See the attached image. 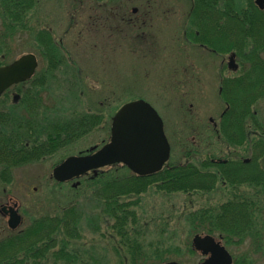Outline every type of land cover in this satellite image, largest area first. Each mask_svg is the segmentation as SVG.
I'll return each instance as SVG.
<instances>
[{
    "label": "rangeland",
    "instance_id": "374dc122",
    "mask_svg": "<svg viewBox=\"0 0 264 264\" xmlns=\"http://www.w3.org/2000/svg\"><path fill=\"white\" fill-rule=\"evenodd\" d=\"M235 1L238 11L246 6V0ZM192 7L191 0H37L26 18L29 30L22 27L10 33L0 19V61L6 64L33 53L38 58L37 75L45 69L33 29H46L61 42V64L44 76L45 85L39 88L42 112L48 119L63 122L80 113L102 114L90 132L39 161L14 167L9 183L0 180V205L9 197L20 204L23 223L19 230L41 216L58 215L69 205L77 208L81 238L65 245L76 258L57 263L50 259L52 263L47 264H130L128 250L117 247V239L110 236L106 211L98 207L90 185L80 180L73 187L52 178L54 167L62 160L109 141L111 118L125 103L143 100L156 110L171 148L168 166L197 164L201 158L247 160L250 168L261 172L264 182V132L251 128L245 136L249 139L229 144L218 129L225 109L220 81L241 76L248 64L236 58L238 70L229 71L230 52H212L197 44L201 40L191 32L196 35L200 27L188 21ZM253 107L264 125V100ZM250 122L248 119L247 124ZM129 173L121 168L117 174ZM259 194L264 201V192ZM225 199L228 196L222 187L207 193L167 194L152 185L141 195L126 198L135 203L132 209L137 216V223L127 227L149 253L156 243L162 248L180 237L186 212ZM7 233L0 215V240ZM261 244L264 248V235ZM261 257L264 260V254L256 256Z\"/></svg>",
    "mask_w": 264,
    "mask_h": 264
},
{
    "label": "flooded vegetation",
    "instance_id": "af4514ba",
    "mask_svg": "<svg viewBox=\"0 0 264 264\" xmlns=\"http://www.w3.org/2000/svg\"><path fill=\"white\" fill-rule=\"evenodd\" d=\"M257 1L246 0V6L238 11L234 8L235 0H219L212 5L216 8L196 11L198 14L195 19L198 15L199 29L203 33L202 40L197 44L212 52L209 45L213 44L222 48L243 46L247 49L243 60V64H248L246 71H250L252 61L264 69V58L261 56L264 54V1L261 4ZM193 2L194 0H191V6L195 5ZM193 12L195 10L192 7L188 21L193 20L191 16ZM236 19L242 20L243 29L235 28ZM198 35L197 30L196 36ZM38 44L39 47L43 46V43ZM54 44L56 47L61 46V42L55 41ZM255 47L259 49L253 51ZM0 63L5 64L4 61ZM226 68L231 71L228 62ZM36 75L37 73L34 77ZM238 78L232 76L220 81L219 95L225 104V109L220 115L218 129L229 108L223 96L231 95L232 85ZM33 79L11 86L0 96V142L3 141L1 149H4L5 156L8 157L6 161L0 160V165H4L0 170V180L4 184L11 181V170L14 167L42 159V98L39 89L33 87ZM246 81L249 85L248 78L245 83ZM210 122L212 123L213 120ZM4 126H10L11 129L3 131ZM227 131L230 136H222V138L229 144H239L250 137L240 138L235 131L233 135L231 130ZM18 160L23 163L14 165V161ZM194 165L198 168L200 176L203 174L207 177L209 174L215 181L214 184L209 185L207 180H201L202 186L195 191L207 193L222 187L226 190L228 199L186 212L182 234L178 238L175 237L172 243L168 241V246L161 248L159 242L147 253L142 250L140 244H136L137 255L130 264H264L262 257L256 258L257 255L264 254L261 244L264 235V201L260 200L259 194L264 192L261 172L254 167L250 168L247 160L237 163L236 160L201 158ZM222 167L227 170V179L221 172ZM251 174L254 175L253 178L258 176L261 182H250ZM12 205H15L20 213L19 202H13L10 197L6 203L0 205V215L6 222L7 217L1 213L2 207L8 211V207ZM241 214L247 216L242 217ZM235 222L253 225L254 232L236 231Z\"/></svg>",
    "mask_w": 264,
    "mask_h": 264
},
{
    "label": "trees",
    "instance_id": "16d2710c",
    "mask_svg": "<svg viewBox=\"0 0 264 264\" xmlns=\"http://www.w3.org/2000/svg\"><path fill=\"white\" fill-rule=\"evenodd\" d=\"M37 0H0V19L3 26L13 33L16 29L24 27L26 30L30 29V24L27 21V15L30 13ZM219 0H194L192 13L193 25L196 28L200 26L196 17V11L200 9H213L212 6ZM197 20V21H196ZM196 21V22H195ZM244 23L242 20L236 19L234 22L235 28L243 29ZM34 28V27H33ZM33 32V40L38 43H43L39 52L45 61V69H43L35 79H33V87L37 89L44 87L48 75L57 70L61 64V57L59 55L62 48L56 47V41L52 34L46 29H36ZM199 31V37L194 33L195 38L202 40L203 33ZM214 51L226 54L234 52L241 61L246 56V49L243 46H235L229 48H222L216 44L209 45ZM255 47L254 50H258ZM252 61L250 71H245L232 85L231 95H224L223 99L229 104V108L224 114L221 122V133L223 136L229 137L227 130L234 131L238 137L243 138L251 128L264 132V125L261 124L256 113H254V104L264 100V69ZM1 64V63H0ZM248 78L250 84L245 83ZM245 79V80H244ZM102 114L94 112L92 114L80 113L67 121H60L59 119H48L45 113L42 114L41 122V145L42 158L48 154H52L55 150L64 147L79 139L82 135L90 132L97 124L100 123ZM248 119L251 125H248ZM264 134V133H262ZM261 135V134H260ZM3 142V141H2ZM2 142H0V160L6 161L8 159L4 149H1ZM4 144V143H3ZM241 144V143H239ZM14 165L23 163L21 160L14 161ZM121 165H113L97 171V175L90 174L82 181L88 183L91 187L93 197L98 200V207H104L106 211L107 223L113 235L116 238L117 247L128 250L129 262H133L137 255V241L131 227L128 229V224H136L137 216L132 206L133 201L126 202V198L137 197L148 190L150 186H154L158 191L164 193L183 192L188 193L195 191L202 186L201 180H207L208 184H214L215 181L212 175L200 176V172L194 163L177 164L174 166H166L160 172L152 176L140 177L133 173L125 176H119L117 173ZM221 168V172L227 179V172ZM251 181L259 183L261 179L253 174L250 175ZM106 178L103 181V178ZM249 181V180H248ZM204 184V185H208ZM243 200L248 198H242ZM252 200V199H250ZM237 217L239 215H236ZM246 217V214H241ZM235 228L238 232H254V226L249 224L235 222ZM136 227L134 231H136ZM81 238L80 222L77 208L74 205H69L64 208L58 215H45L32 220L29 225L21 230L7 233L6 237L0 240V264H47L52 261L57 263L59 260H69L71 262L76 258V254L68 252L67 247L75 240ZM64 246H61L60 245ZM60 245V247H59ZM75 257V258H74ZM66 262V261H65ZM52 263V262H51Z\"/></svg>",
    "mask_w": 264,
    "mask_h": 264
},
{
    "label": "water",
    "instance_id": "95a60500",
    "mask_svg": "<svg viewBox=\"0 0 264 264\" xmlns=\"http://www.w3.org/2000/svg\"><path fill=\"white\" fill-rule=\"evenodd\" d=\"M264 0H258L261 4ZM228 66L236 70L234 55ZM37 67L34 55L27 54L13 63L0 66V95L11 85L32 77ZM170 146L164 133L163 122L156 110L143 100L124 104L111 120L109 141L100 148L93 147L86 155L70 156L57 165L52 172L57 182H66L100 168L122 164L138 176L159 172L169 160ZM15 205L2 207L8 216L7 224L12 230L20 226L22 219Z\"/></svg>",
    "mask_w": 264,
    "mask_h": 264
},
{
    "label": "bare ground",
    "instance_id": "6f19581e",
    "mask_svg": "<svg viewBox=\"0 0 264 264\" xmlns=\"http://www.w3.org/2000/svg\"><path fill=\"white\" fill-rule=\"evenodd\" d=\"M225 171H227V170L225 169Z\"/></svg>",
    "mask_w": 264,
    "mask_h": 264
}]
</instances>
